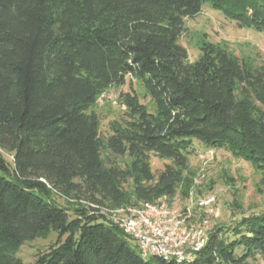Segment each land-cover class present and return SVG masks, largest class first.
<instances>
[{
  "label": "trees",
  "instance_id": "16d2710c",
  "mask_svg": "<svg viewBox=\"0 0 264 264\" xmlns=\"http://www.w3.org/2000/svg\"><path fill=\"white\" fill-rule=\"evenodd\" d=\"M206 2L264 33V0H0V149L12 155L0 157V264H24L20 246L51 232L57 241L33 264H175L141 258L100 209L169 200L182 186L187 197L194 142L264 172V63L208 42L189 62L178 43ZM127 77L152 110L121 94L125 118L103 139L91 108ZM149 154L170 162L156 177ZM55 193L85 206L63 208ZM230 232V242L208 233L180 264H264V213Z\"/></svg>",
  "mask_w": 264,
  "mask_h": 264
},
{
  "label": "rangeland",
  "instance_id": "374dc122",
  "mask_svg": "<svg viewBox=\"0 0 264 264\" xmlns=\"http://www.w3.org/2000/svg\"><path fill=\"white\" fill-rule=\"evenodd\" d=\"M204 42L218 44L252 66H260L264 63V33L238 27L234 22L224 18L220 12L213 10L208 2L202 5L200 13L195 17L184 18L183 31L178 40V43L186 49L189 62L198 59L200 47ZM125 93L136 95L141 104L152 110V104L145 96L142 86L127 77L123 86L111 87L103 91L91 108L99 118L101 138L105 139L109 136L110 123L125 118V107L120 102L121 94ZM193 147L189 157L190 169L187 176L192 185L184 189L188 191V196L181 195L182 186L174 198L169 200L164 198L156 203L164 204L173 212L188 211L192 216L193 223L207 217L209 221L208 233L219 229L221 238L230 242L236 238L230 230L241 217L264 213V172L257 171L247 162L236 159L225 151L208 150L197 142L193 143ZM102 154L106 158V152H102ZM0 157L9 163L12 162V155L1 149ZM148 158L155 177L164 169L165 165L170 163L168 160L159 159L154 154H149ZM115 161L121 168H124L129 162L127 157L115 159ZM123 190L131 196V183L123 185ZM207 197H213L215 202L211 215L205 216V213L198 209V202ZM53 200L63 208L82 205L81 202L67 199L56 193L53 195ZM136 206H138L137 202L130 197V201L124 205L115 208L106 205L102 208L108 210L100 209L99 212L109 210L112 212L118 208ZM104 217L108 221L107 216ZM100 222L110 226L108 222L102 220ZM57 239V233L51 232L46 238L25 242L14 257L24 264H33L38 256L54 246ZM63 239L64 237L61 241ZM129 244L133 249H137L131 239H129ZM236 253L238 254L239 250ZM256 262L260 263L258 257Z\"/></svg>",
  "mask_w": 264,
  "mask_h": 264
},
{
  "label": "built area",
  "instance_id": "2783aa9c",
  "mask_svg": "<svg viewBox=\"0 0 264 264\" xmlns=\"http://www.w3.org/2000/svg\"><path fill=\"white\" fill-rule=\"evenodd\" d=\"M214 202L213 197L202 199L198 209L205 216L211 215ZM104 212L100 213L136 244L143 259L158 258L175 264L191 261L208 239L207 217L193 223L188 211L173 212L164 204L139 203Z\"/></svg>",
  "mask_w": 264,
  "mask_h": 264
}]
</instances>
